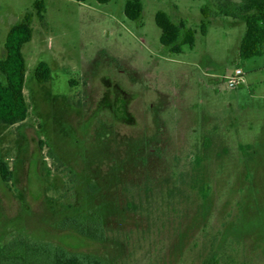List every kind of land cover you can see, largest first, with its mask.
<instances>
[{"label": "rangeland", "instance_id": "rangeland-1", "mask_svg": "<svg viewBox=\"0 0 264 264\" xmlns=\"http://www.w3.org/2000/svg\"><path fill=\"white\" fill-rule=\"evenodd\" d=\"M141 1L131 21L126 0H0V60L33 16L29 116L0 126L14 173L0 177V245L23 236L110 264H264V48L241 59L246 24L220 8L242 0ZM159 12L194 31V46L165 48ZM76 218L101 221L103 240Z\"/></svg>", "mask_w": 264, "mask_h": 264}, {"label": "trees", "instance_id": "trees-1", "mask_svg": "<svg viewBox=\"0 0 264 264\" xmlns=\"http://www.w3.org/2000/svg\"><path fill=\"white\" fill-rule=\"evenodd\" d=\"M84 3L90 0H74ZM106 4L112 0H93ZM34 7L38 17L43 19L45 4L37 1ZM221 13L236 20L245 22L247 31L243 38L240 57L251 60L263 55L264 48V0H242L240 4L225 3ZM125 16L131 21H137L143 14L141 0H126ZM206 15V9L203 10ZM206 17V16H205ZM33 16L27 13L24 20L13 26L6 38V56L0 60V72L6 77V82H0V126H15L23 123L29 116V105L25 97V82L27 62L23 48L33 39ZM156 24L162 34L161 44L172 54L182 53L183 46H194L195 32L188 30L184 35L185 26L175 24L164 12L156 15ZM210 22L203 21L201 31L206 34ZM39 83H46L51 78V68L46 62H41L35 72ZM0 177L3 183H10L14 178L9 164L0 158ZM83 220V219H82ZM72 219L76 231L88 239L102 241L103 227L101 221H82ZM0 264H110L100 257L91 254L74 253L61 246L50 243L30 242L23 236H18L7 244L0 245ZM203 264H219L210 260Z\"/></svg>", "mask_w": 264, "mask_h": 264}, {"label": "built area", "instance_id": "built-area-1", "mask_svg": "<svg viewBox=\"0 0 264 264\" xmlns=\"http://www.w3.org/2000/svg\"><path fill=\"white\" fill-rule=\"evenodd\" d=\"M241 79H242V72L238 71L235 76L231 77L229 82L230 86L234 87L235 85L239 84Z\"/></svg>", "mask_w": 264, "mask_h": 264}]
</instances>
